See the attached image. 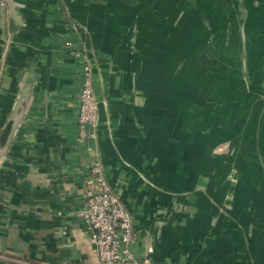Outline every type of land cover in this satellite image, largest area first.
<instances>
[{"label": "crops", "instance_id": "0c3cea01", "mask_svg": "<svg viewBox=\"0 0 264 264\" xmlns=\"http://www.w3.org/2000/svg\"><path fill=\"white\" fill-rule=\"evenodd\" d=\"M215 1L203 7L226 10L212 24H237L231 41H246L235 45L242 63L230 79L235 49L226 36V65L211 59L198 85L195 15L181 12L183 2L0 0V264H101L84 218L96 161L131 216L139 264H247L249 244L255 256L264 248L245 243V224L216 208L213 179L201 172L226 144L264 169V0ZM77 24L88 27L98 58L99 126L87 140L79 137L87 58Z\"/></svg>", "mask_w": 264, "mask_h": 264}, {"label": "rangeland", "instance_id": "374dc122", "mask_svg": "<svg viewBox=\"0 0 264 264\" xmlns=\"http://www.w3.org/2000/svg\"><path fill=\"white\" fill-rule=\"evenodd\" d=\"M78 0H72L73 3H76ZM85 1V0H84ZM90 3H92L94 0H88ZM102 2H109V0H100ZM152 1V0H150ZM183 2L186 7H183L181 12L184 11L188 12V10L191 11L193 15V21L194 24L191 26L192 33L194 32L197 36V43L194 45L196 50L193 54V56L190 59V63L194 64L196 63L198 72L197 78H198V85L199 82L204 78V74L199 72V68H202L205 66H209L211 64L210 60L213 59L212 64L213 66L219 65L221 63V60L223 62V65H226V58L227 56L223 54L222 49L224 50L223 45L225 46L226 41L224 39L229 38V45H233L234 55L231 56L229 54L228 60L230 64V69L232 68L233 73L230 72L229 77H233L234 79H237V65L241 66L242 61L240 62L238 60V53L236 48L237 45H242L244 47V43L233 40L231 41V34L237 31V24L234 25H228L226 23V17L223 18L225 23H213V19L211 21V16L215 18L217 15H225L226 10L221 9H206L204 4L210 3L208 0H176ZM188 2H190V8L188 9ZM217 4H220V0L215 1ZM215 6V3H214ZM68 14L75 19L76 15V9L72 11V8L68 5ZM97 11V10H96ZM212 14H211V12ZM100 12V10H98ZM105 12V10L103 11ZM222 17V16H221ZM76 20V19H75ZM80 32L85 37V43H86V58L88 61L91 62L93 69H95L96 63L98 62V58L96 56L95 50L90 46V38L91 34L87 26L85 25H76ZM182 24L181 28H185ZM76 29V28H75ZM233 35V34H232ZM212 37L213 39H210ZM217 38V40H216ZM236 38V36H235ZM212 41V42H211ZM209 43L212 44L213 51L207 52V47H209ZM231 45V46H232ZM230 46V47H231ZM186 49H188V45L186 46ZM227 50V49H226ZM188 52V50H186ZM206 51V52H205ZM222 51V52H221ZM225 51V50H224ZM94 53V54H93ZM213 56H211V55ZM222 55V57H221ZM212 57V58H210ZM181 60V64L185 65L188 62H185V57L181 56L178 57ZM243 65V64H242ZM203 68V70H204ZM102 71V69L100 68ZM202 70V69H200ZM245 71L248 72V66L247 63L245 65ZM96 74L94 72V84L96 85ZM249 78H247L248 80ZM231 89V88H230ZM203 91L202 89H197L198 91ZM211 94L215 100L213 103L214 108L219 109V102L218 100L221 99V90L218 87L214 86V89L210 90ZM232 91V90H230ZM208 94V90H207ZM205 94V96H208ZM210 96V95H209ZM202 101L204 102V97L202 96ZM210 99V98H208ZM209 102V100H207ZM204 107V104L201 105ZM214 109V111L216 110ZM217 109L212 114V118L215 120L213 121V128L218 127L221 124V118L223 117V114L220 113V111ZM232 124V122H230ZM199 126V124H198ZM200 126H204V124H200ZM229 130H232V126L229 125ZM233 131V130H232ZM234 132V131H233ZM231 149H229V146L226 144V146H223L221 149H217V152L214 151L213 156L209 154L207 157L208 160L202 161V166H205L207 163V168L202 169V174H207L209 177H212L213 179V185L211 186L212 193L214 194L213 204L218 207V209L225 210L223 214L227 211V215H229V221L231 223H234L236 225L241 226L242 222L245 224L244 227L242 226V231L244 233V240L245 243L248 245L253 240H261L264 241V169L259 168H253L252 164V158L249 157L248 160H245L246 154L245 153H239V157L236 153L230 152ZM233 153V154H232ZM227 155L229 157L227 161L221 160V155ZM212 156V158H211ZM244 158V162H242V165L238 167L239 160L241 162L240 157ZM251 156V155H250ZM260 157H263V154H260ZM204 160V159H203ZM213 162V169L209 168V165ZM205 163V164H204ZM241 164V163H240ZM236 215H239L238 217ZM241 220V222H240ZM256 226V227H255ZM252 228H255L254 231ZM260 230V232H258ZM248 250H246L248 257H251L250 261L247 259V264H256V261H260L261 259H264V248L260 249V252L258 255H253L251 253L250 244L247 247Z\"/></svg>", "mask_w": 264, "mask_h": 264}, {"label": "built area", "instance_id": "2783aa9c", "mask_svg": "<svg viewBox=\"0 0 264 264\" xmlns=\"http://www.w3.org/2000/svg\"><path fill=\"white\" fill-rule=\"evenodd\" d=\"M83 82L78 93L79 137H97L100 102L94 84V69L86 59ZM84 218L101 264H139L132 248L136 244L133 223L119 195L111 188L103 164L96 161L84 183Z\"/></svg>", "mask_w": 264, "mask_h": 264}]
</instances>
